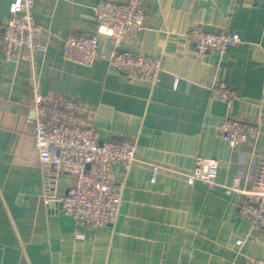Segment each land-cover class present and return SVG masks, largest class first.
<instances>
[{
  "label": "crops",
  "instance_id": "0c3cea01",
  "mask_svg": "<svg viewBox=\"0 0 264 264\" xmlns=\"http://www.w3.org/2000/svg\"><path fill=\"white\" fill-rule=\"evenodd\" d=\"M14 0H0V264H239L264 259V227L240 214L257 162L264 157V0H141L144 29L119 51L162 56L157 83L132 80L105 59L68 61L70 34H96L94 6L102 0H35L33 15L44 48L8 59L3 27ZM118 3L128 0H111ZM195 27L230 30L242 41L224 54L197 52ZM100 51L115 50L101 35ZM238 92L230 104L212 86ZM72 97L87 109L100 141L128 138L137 160L114 165L125 183L118 218L81 226L60 202L46 201L48 167L33 140L35 94ZM227 118L259 125L256 142L231 147L219 126ZM197 157L219 163L210 189L187 176ZM159 168L153 178L154 167ZM74 175L58 173L49 192L63 197ZM244 240L243 245L237 240Z\"/></svg>",
  "mask_w": 264,
  "mask_h": 264
},
{
  "label": "built area",
  "instance_id": "2783aa9c",
  "mask_svg": "<svg viewBox=\"0 0 264 264\" xmlns=\"http://www.w3.org/2000/svg\"><path fill=\"white\" fill-rule=\"evenodd\" d=\"M35 0H14L10 6L11 19L3 27L2 43L6 57L32 58L44 48L39 42L38 26L33 15ZM97 22L96 34L91 36L70 34L64 41L66 60L92 65L105 59L111 67L132 80L156 84L163 70L162 56H148L119 51L127 37H136L144 29L146 13L141 0L115 2L102 0L94 7ZM101 35L111 38L115 50L110 55L100 51ZM188 37L198 53L224 54L240 43L239 33L230 30L207 31L193 28ZM215 99L230 104L239 98L234 89L212 86ZM36 112L33 140L41 163L48 167L46 201L57 200L66 215L72 216L81 226L99 228L113 223L121 212L125 183L111 178L115 164L126 169L136 160V144L128 138L120 141H100V132L88 118L87 109L72 97H51L35 94ZM221 136L234 147L240 143L256 142L261 134L259 125L227 118L219 126ZM88 165L90 167L88 168ZM219 163L211 157H197L194 170L187 176L193 184L200 181L210 189L217 185ZM75 176L76 181L60 198L49 192L58 173ZM159 173L154 167L153 178ZM247 197L241 204L240 214L256 227H264V157L257 162ZM238 239L237 244L243 245ZM239 264H264V259L248 258Z\"/></svg>",
  "mask_w": 264,
  "mask_h": 264
},
{
  "label": "water",
  "instance_id": "95a60500",
  "mask_svg": "<svg viewBox=\"0 0 264 264\" xmlns=\"http://www.w3.org/2000/svg\"><path fill=\"white\" fill-rule=\"evenodd\" d=\"M90 167V165H88V168ZM61 204V203H60Z\"/></svg>",
  "mask_w": 264,
  "mask_h": 264
}]
</instances>
